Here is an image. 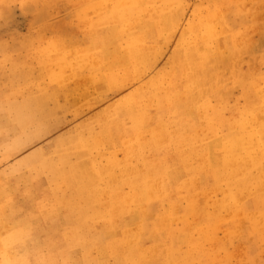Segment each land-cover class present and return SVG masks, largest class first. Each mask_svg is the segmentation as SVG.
Masks as SVG:
<instances>
[{"label":"rangeland","instance_id":"1","mask_svg":"<svg viewBox=\"0 0 264 264\" xmlns=\"http://www.w3.org/2000/svg\"><path fill=\"white\" fill-rule=\"evenodd\" d=\"M263 83L264 0H0V264H264L255 168L235 208L210 166L194 173L235 122L264 153ZM142 181L166 191L134 195Z\"/></svg>","mask_w":264,"mask_h":264},{"label":"bare ground","instance_id":"2","mask_svg":"<svg viewBox=\"0 0 264 264\" xmlns=\"http://www.w3.org/2000/svg\"><path fill=\"white\" fill-rule=\"evenodd\" d=\"M110 3V2H109ZM155 3V2H154ZM164 4V3H163ZM167 4V3H166ZM102 5H104V4H102ZM110 5V4H109ZM99 6V5H98ZM97 6V7H98ZM113 8V7H112ZM111 10V9H110ZM114 10V9H113ZM104 12V11H103ZM198 12V11H197ZM111 13V12H110ZM113 13V12H112ZM166 13H167V11H166ZM165 13V14H166ZM164 14V15H165ZM198 14V13H197ZM207 14V13H206ZM108 15V14H107ZM114 16V15H113ZM160 16V15H159ZM218 17V16H217ZM111 18V17H110ZM203 18V17H202ZM183 19V18H182ZM108 20H110V19H108ZM111 20H113V19H111ZM155 26V25H154ZM167 27V26H166ZM170 28V27H169ZM191 28V27H190ZM186 32V31H185ZM187 36V35H186ZM185 37V36H184ZM105 39V38H104ZM114 40V39H113ZM220 42H222V40L220 41ZM100 44V43H99ZM81 48V47H80ZM79 48V49H80ZM180 49V48H179ZM182 49V48H181ZM152 51V50H151ZM102 53V52H101ZM100 53V54H101ZM186 53V52H185ZM209 53V52H208ZM219 53V52H218ZM180 55V54H179ZM206 55V54H205ZM178 56V55H177ZM100 57V56H99ZM195 57V56H194ZM175 58H177V57H175ZM177 60V59H176ZM98 61V60H97ZM113 65V64H112ZM102 67V66H101ZM111 67V66H110ZM114 67V66H113ZM105 68V67H104ZM109 70V69H108ZM114 71V70H113ZM76 72V71H75ZM79 72V71H78ZM101 72H103V71H101ZM105 73V72H104ZM207 74V73H206ZM82 75H83V73H82ZM80 76V75H79ZM92 76V75H91ZM151 76V75H150ZM241 76V75H240ZM109 76H107V78H108ZM114 77V76H113ZM203 77V76H202ZM115 78V77H114ZM125 78H127V77H125ZM129 78V77H128ZM127 78V79H128ZM155 78H156V76H155ZM79 79H81V78H79ZM101 79H102V76H101ZM105 79V78H104ZM121 79V78H120ZM122 79H124L123 77H122ZM137 79V78H136ZM149 79V78H148ZM204 79V78H203ZM219 79V78H218ZM259 79V78H258ZM115 80V79H114ZM126 80V79H125ZM257 80V79H256ZM255 80V81H256ZM118 81V80H117ZM128 81V80H127ZM130 81H132V80H130ZM155 81V80H154ZM184 81V80H183ZM207 81V80H206ZM263 81V80H262ZM123 82V81H122ZM145 82V81H144ZM213 82V81H212ZM219 82V81H218ZM218 82H217V84H218ZM222 82V81H221ZM261 82V81H260ZM119 83H120V81H119ZM124 83V82H123ZM129 83V82H128ZM136 83H138V82H136ZM156 83V82H155ZM171 83V82H170ZM185 83V82H184ZM183 83V84H184ZM187 83V82H186ZM205 83V82H204ZM216 83V82H215ZM220 83V82H219ZM256 83V82H255ZM50 84V83H49ZM127 84V83H126ZM173 84V83H172ZM215 85V86H220L219 84L218 85ZM221 84V83H220ZM264 84V83H263ZM143 85V84H142ZM146 85V84H145ZM149 85V84H148ZM156 85V84H155ZM169 85V84H168ZM171 85V84H170ZM201 85V81L200 80H198V82H197V84L196 85H193V87H191V89H197L198 90V86H200ZM256 85H257V83H256ZM88 86V85H87ZM123 86H124V84H123ZM161 86V85H160ZM211 86V85H210ZM255 86V85H254ZM258 86V85H257ZM256 86V87H257ZM117 87H119V86H117ZM121 87H122V85H121ZM120 87V88H121ZM189 87V86H188ZM236 87H238V86H236ZM105 88V87H104ZM114 88H116V87H114ZM200 88V87H199ZM202 88V87H201ZM261 88V87H260ZM99 89V88H98ZM119 89V88H118ZM211 89H212V87H211ZM262 89V88H261ZM115 90H117V88L115 89ZM114 90V91H115ZM155 90V89H154ZM161 90V89H160ZM200 90V89H199ZM251 90V89H250ZM92 91V90H91ZM139 91V90H138ZM158 91V90H157ZM162 91V90H161ZM213 91V90H212ZM262 91H263V89H262ZM145 92V91H144ZM193 92V91H192ZM191 92V93H192ZM197 92V91H196ZM133 92H131V94H132ZM136 93H138V92H136ZM157 94H159V93H157ZM166 94V93H165ZM195 94V93H194ZM241 94V93H240ZM144 95V94H143ZM187 95L188 94H183V95H180V99L181 100H184L183 102H189L190 101V98L189 97H187ZM239 95V94H238ZM133 96V95H132ZM147 96H148V94H147ZM260 96H262V95H260ZM127 97H129V96H127ZM134 97V96H133ZM136 97V96H135ZM141 97H142V95H141ZM154 97V96H153ZM160 97V96H159ZM167 97V96H166ZM187 97V98H186ZM191 97V96H190ZM195 97V96H194ZM211 97V96H210ZM245 97H247V96H245ZM251 97V96H250ZM264 97V96H263ZM157 98V97H156ZM186 98V99H185ZM192 98V97H191ZM197 98H198V96H197ZM243 98V97H242ZM125 99V98H124ZM129 99V98H128ZM134 99V98H133ZM154 99V98H153ZM152 99V100H153ZM172 99V98H171ZM244 99V98H243ZM242 99V100H243ZM263 99V98H262ZM123 100V99H122ZM140 100V99H139ZM144 100H145V98H144ZM197 100V99H196ZM258 100V99H257ZM129 101H131V100H129ZM128 101V102H129ZM136 101V100H135ZM204 101H206V100H204ZM256 101V100H255ZM121 102V101H120ZM125 102V101H124ZM127 102V101H126ZM158 102V101H157ZM191 102V101H190ZM206 102H208V101H206ZM263 103V102H262ZM144 104V103H143ZM168 104V103H167ZM183 104H185V103H183ZM182 104V105H183ZM188 104V103H187ZM253 104V103H252ZM251 104V105H252ZM127 105V104H126ZM130 105V104H129ZM153 105V104H152ZM174 105V104H173ZM201 105V104H200ZM210 105H211V103H210ZM244 105V104H243ZM242 105V106H243ZM172 106V105H171ZM184 106V105H183ZM46 107V106H45ZM159 107V106H158ZM214 107H217V106H214ZM253 107V106H252ZM252 107H249V108H252ZM254 107H256V106H254ZM253 107V108H254ZM129 108V107H128ZM179 108V107H178ZM198 108V107H197ZM122 109V108H121ZM125 109H127V108H125ZM135 109V108H134ZM143 109V108H142ZM177 109V108H176ZM175 109V110H176ZM201 109V108H200ZM199 109V110H200ZM256 109V108H255ZM254 109V110H255ZM261 109V108H260ZM120 110V109H119ZM128 110V109H127ZM130 110V109H129ZM146 110V109H145ZM155 110V109H154ZM156 110H157V108H156ZM174 110V111H175ZM191 110V109H190ZM198 110V111H199ZM216 110V109H215ZM240 110H242V109H240ZM250 109H248V111H249ZM195 111V110H194ZM237 111V110H236ZM158 112V111H157ZM161 112V111H160ZM191 112V111H190ZM215 112V111H214ZM176 113V112H175ZM201 113V112H200ZM253 113V112H252ZM196 114V113H195ZM197 114H198V112H197ZM207 114V113H206ZM219 114V113H218ZM261 114V113H260ZM145 115V114H144ZM164 115V114H163ZM167 115V114H166ZM202 115V114H201ZM220 115V114H219ZM245 115V114H244ZM102 116V115H101ZM130 116H132V115H130ZM134 116V115H133ZM138 116V115H137ZM151 116V115H150ZM156 116V115H155ZM154 116V117H155ZM162 116V115H161ZM195 116V115H194ZM203 116V115H202ZM207 116H209V115H207ZM236 116H237V114H236ZM247 116V115H246ZM63 117V116H62ZM153 117V116H152ZM241 117V116H240ZM243 117V116H242ZM256 117V116H255ZM121 118V117H120ZM131 118V117H130ZM144 118V117H143ZM203 118V117H202ZM204 118H205V116H204ZM257 118V117H256ZM99 119V118H98ZM101 119H102V117H101ZM137 119V118H136ZM179 119V118H178ZM177 119V120H178ZM208 119V118H207ZM219 119H220V117H219ZM228 119V118H227ZM64 120V119H63ZM122 120V119H121ZM152 120H153V118H152ZM210 120V119H209ZM230 120V118L227 120V123H228V121ZM240 120V119H239ZM239 120H237V121H239ZM94 121V120H93ZM99 121H101V120H99ZM98 121V122H99ZM125 121V120H124ZM170 121H172V120H170ZM220 121V120H219ZM231 121H234V120H231ZM236 121V120H235ZM234 121V122H235ZM92 122V121H91ZM90 122V123H91ZM179 123H180V121H178ZM190 122V121H189ZM89 123V124H90ZM150 123H151V121H150ZM171 123V122H170ZM191 123V122H190ZM190 123H189V127H190ZM214 123V122H213ZM212 123V124H213ZM220 124H221V122H219ZM229 123H231V122H229ZM236 123L237 122H235L234 123V125H233V127H235V129H233V131H230L228 134L226 133V136L223 138V139H220V140H218V143L216 144V143H214V144H216V145H211L212 147H206V149L204 148L203 149V152H202V149H201V155H199L200 157H201V159L199 160V161H201V162H199V167L197 166V168H196V170H195V172L194 173H196V174H198V177H199V173H197V169L198 168H201L202 167V170H203V166H204V168H205V166L207 165V166H210L211 167V170H210V172H211V175H212V177H213V180H215L216 178H219V180L222 182V184L221 185H223V187H222V190H221V192H222V198H221V200H220V205L221 206H223V207H230L231 205H232V207H234V206H237V203H236V201H237V198L238 197H240V195L238 194V191L239 190H241V189H243V188H245L247 185H248V182H250L255 176H257L261 181L262 180H264V153H263V151H262V149L260 148V146L258 145V142H259V140H261V139H259L258 138V136H257V134H256V132L255 131H249V130H247L246 131V129H245V127H246V125H245V122H242V121H240V122H238L237 123V125H236ZM85 124V123H84ZM83 124V125H84ZM87 124V123H86ZM172 124H174V122L172 123ZM258 124V123H257ZM93 125V124H92ZM91 125V126H92ZM95 125V124H94ZM122 125V124H121ZM128 125H130V124H128ZM228 125V124H227ZM250 125H251V123H250ZM253 126H255V122L252 124ZM85 126V125H84ZM110 126V125H109ZM147 127H148V125H146ZM171 126V125H170ZM173 126V125H172ZM219 126V125H218ZM217 126V127H218ZM229 126H232V125H229ZM252 126V127H253ZM36 127V126H35ZM89 127V126H88ZM96 127V126H95ZM123 127V126H122ZM133 127V126H132ZM167 127H168V125H167ZM216 127V128H217ZM251 127V126H250ZM94 128V127H93ZM115 128V127H114ZM119 128H121V127H119ZM188 128V127H187ZM232 128V127H231ZM261 128V127H260ZM86 129V128H85ZM123 129V128H122ZM130 129V128H129ZM166 129V128H165ZM192 129V128H191ZM222 129V128H221ZM238 129H240V130H238ZM258 129V128H257ZM95 130V129H94ZM103 130V129H102ZM145 130V129H144ZM170 130L171 129H169V132H170ZM230 130V129H229ZM84 131V130H83ZM105 131H107V130H105ZM110 131V130H109ZM113 131V130H112ZM38 132V131H37ZM88 132V131H87ZM114 132V131H113ZM127 132V131H126ZM126 132H125V134H126ZM143 132V131H142ZM148 132V131H147ZM192 132V131H191ZM75 133V132H74ZM73 133V134H74ZM138 133V132H137ZM141 133V132H140ZM209 133V132H208ZM211 133H212V131H211ZM72 134V135H73ZM87 134H89V133H87ZM93 134H95V133H93ZM142 134L143 133H141V136H142ZM146 134V133H145ZM194 134V133H193ZM40 135V134H39ZM134 135V134H133ZM138 135H139V133H138ZM211 135V134H210ZM225 135V134H224ZM262 135V134H261ZM141 136H139V137H141ZM223 136V135H222ZM82 137V136H81ZM89 137V136H88ZM99 137V136H98ZM118 137V136H117ZM116 137V138H117ZM127 137H129V136H127ZM136 137V136H135ZM149 137V136H148ZM69 138V137H68ZM67 138V139H68ZM84 139V138H83ZM115 139V138H114ZM150 139V138H149ZM151 139H153V138H151ZM162 139H163V137H162ZM169 139V138H168ZM85 140V139H84ZM101 140V139H100ZM121 140V139H120ZM135 140H136V138H135ZM80 141V140H79ZM82 141V140H81ZM90 141V140H89ZM109 141V140H108ZM117 141V139L115 140V142ZM122 141H124L125 142V140L123 139ZM140 141H142V138L140 139ZM168 141H170V140H168ZM134 142V141H133ZM138 142V141H137ZM166 142V141H165ZM262 142V141H261ZM59 143V142H58ZM103 143V141L101 142V144ZM107 143V142H106ZM117 143V142H116ZM123 143V142H122ZM121 143V144H122ZM162 143H163V141H162ZM175 143V142H174ZM61 144V143H60ZM64 144V143H63ZM82 144V143H81ZM123 144H125V143H123ZM122 144V145H123ZM127 144V143H126ZM170 144V143H169ZM172 144V143H171ZM170 144V145H171ZM191 144V143H190ZM66 145V144H65ZM70 145V144H69ZM106 145H109V144H106ZM117 145H119V144H117ZM132 145H133V143H132ZM62 146V145H61ZM72 146V145H71ZM82 146V145H81ZM111 146V145H110ZM139 146V145H138ZM161 146V145H160ZM176 146H178V145H176ZM175 146V147H176ZM198 146V145H197ZM66 147V146H65ZM86 147V146H85ZM199 147V146H198ZM81 148V147H80ZM118 148V147H117ZM124 148V147H123ZM153 148V147H152ZM191 148V147H190ZM53 149V148H52ZM51 149V150H52ZM61 149V148H60ZM101 149V148H100ZM125 149V148H124ZM186 149V148H185ZM113 150V149H112ZM114 150H116V149H114ZM122 150V149H121ZM187 150V149H186ZM200 150V149H199ZM53 151V150H52ZM59 151V150H58ZM70 151V150H69ZM96 151V150H95ZM101 151V150H100ZM99 151V152H100ZM103 151V150H102ZM106 151V150H105ZM118 151V150H117ZM141 151V150H140ZM148 150L146 149V151L145 152H147ZM152 151V150H151ZM155 151V150H154ZM153 151V152H154ZM173 151H174V149H173ZM49 152H51V151H49ZM48 152V153H49ZM79 152V151H78ZM107 152V151H106ZM116 152V151H115ZM120 152V151H119ZM177 152V151H176ZM182 152V151H181ZM61 153V152H60ZM80 153V152H79ZM141 153V152H140ZM152 153V152H151ZM169 153V152H168ZM54 154H55V152H54ZM58 154V153H57ZM56 154V155H57ZM88 154V153H87ZM130 154V153H129ZM148 154V153H147ZM162 154V153H161ZM161 154H160V156H161ZM51 155V154H50ZM49 155V156H50ZM75 155H77V153L75 154ZM104 155V154H103ZM117 155V154H116ZM136 155V154H135ZM149 155V154H148ZM89 156V155H88ZM98 156V155H97ZM124 156V155H123ZM170 156V155H169ZM168 156V157H169ZM172 156V155H171ZM174 157H175V155H173ZM182 156V155H181ZM204 156H206V157H204ZM39 157V156H38ZM180 157V156H179ZM187 157V156H186ZM193 157V156H192ZM199 157V158H200ZM40 158V157H39ZM87 158V157H86ZM129 158V157H128ZM147 158V157H146ZM171 158V157H170ZM173 158V157H172ZM40 159H44V158H40ZM100 159V158H99ZM108 159V158H107ZM127 159V158H126ZM144 159V158H143ZM154 159V158H153ZM74 160V159H73ZM115 160V159H114ZM181 160V159H180ZM110 161V160H109ZM132 161V160H131ZM159 161V160H158ZM165 161H167V159L165 160ZM183 161V160H182ZM189 161V160H188ZM187 161V162H188ZM54 162V161H53ZM79 162V161H78ZM85 162V161H84ZM149 162V161H148ZM195 162V161H194ZM41 163V162H40ZM110 163H112V162H110ZM144 163H145V161H144ZM165 163H167V162H165ZM192 163V162H191ZM48 164V163H47ZM58 164V163H57ZM170 164V163H169ZM168 164V165H169ZM181 164V163H180ZM188 164H190V163H188ZM40 165V164H39ZM46 165V164H45ZM44 165V167H47V166H45ZM78 165V164H77ZM81 165V164H80ZM89 165V164H88ZM100 165V164H99ZM119 165H120V163H119ZM119 165H117V166H119ZM142 165V164H141ZM166 165V164H165ZM174 165V164H173ZM187 165V164H186ZM83 166V165H82ZM81 166V167H82ZM79 167V166H78ZM94 167V166H93ZM107 167V166H106ZM114 167V166H113ZM156 167H157V165H156ZM182 167V166H181ZM181 167H180V169H181ZM65 168V167H64ZM114 168H116V167H114ZM153 168V167H152ZM168 168V167H167ZM251 168H255V176H252L250 173H249V169H251ZM35 169V168H34ZM58 169V168H57ZM83 169V168H82ZM85 170H86V168H84ZM83 169V170H84ZM36 170V169H35ZM88 170V172H89V169H87ZM93 170V169H92ZM96 170V169H95ZM114 170V169H113ZM141 170H142V168H141ZM57 171V170H56ZM91 171V170H90ZM151 171V170H150ZM171 171V170H170ZM198 171H200V170H198ZM41 172V171H40ZM47 172V171H46ZM70 172H73L72 170L70 171ZM78 172V171H77ZM96 172V171H95ZM117 172V171H116ZM144 172V171H143ZM172 172V171H171ZM202 172V171H201ZM200 172V173H201ZM37 173H38V171H37ZM60 173V172H59ZM84 173H85V171H84ZM91 173V172H90ZM97 173V172H96ZM123 172L121 171V169H120V171L118 172V173H115L116 174V176H118L117 177V179L119 178V176L122 174ZM48 174V173H47ZM56 174V173H55ZM89 174V173H88ZM92 174H93V172H92ZM95 174V173H94ZM93 174V175H94ZM107 174V173H106ZM156 174V173H155ZM168 174V173H167ZM253 174V173H252ZM34 175V174H33ZM44 175V174H43ZM46 175V174H45ZM54 175V174H53ZM62 175V174H61ZM73 175V174H72ZM75 175V174H74ZM82 175V174H81ZM85 175H87V174H85ZM96 175V174H95ZM98 175V174H97ZM96 175V176H97ZM138 175V174H137ZM143 175V174H142ZM144 175H145V173H144ZM36 176H37V174H36ZM168 176V175H167ZM45 177V176H44ZM48 177H49V175H48ZM47 177V178H48ZM57 177V176H56ZM59 177V176H58ZM72 177V176H71ZM74 177H76V176H74ZM81 177V176H80ZM83 177H85V176H83ZM88 177V176H87ZM184 177V176H183ZM186 177V176H185ZM54 178V177H53ZM111 177H108V179H110ZM122 178V177H121ZM141 178V177H140ZM144 178V177H143ZM148 178V177H147ZM204 178V177H203ZM59 179V178H58ZM67 179V178H66ZM71 179V178H70ZM85 179V178H84ZM88 179V178H87ZM112 179V178H111ZM174 179V178H173ZM38 180V179H37ZM36 180V181H37ZM82 180V179H81ZM92 180V179H91ZM115 181H116V178L114 179ZM136 180H139V179H136ZM142 180V179H141ZM151 180V179H150ZM156 180H157V178H156ZM168 180H170V179H168ZM179 180V179H178ZM197 180H198V178H197ZM52 181V180H51ZM83 181V180H82ZM88 181V180H87ZM110 181V180H109ZM114 181V182H115ZM140 181V180H139ZM138 181V182H139ZM149 181V180H148ZM148 181H142L139 185H136L137 184V182H133V184H132V186H133V194L134 195H138V194H141V193H143V194H145L146 196H151L152 194H155V195H157V193L159 194H161V193H164L165 191H166V189H165V187L162 189V186L161 185H155V184H157V183H155L154 181V183L155 184H153V183H151L152 182V180H151V182H148ZM162 182H163V180H161ZM173 181V180H172ZM186 181V180H185ZM189 181V180H188ZM38 182V181H37ZM59 182V181H58ZM94 182V181H93ZM129 182V181H128ZM182 182H183V180H182ZM190 182V181H189ZM218 182V181H217ZM264 182V181H263ZM60 183V182H59ZM82 183V182H81ZM83 183H84V181H83ZM165 183V182H164ZM191 183V182H190ZM194 183V182H193ZM85 184H87V182L85 183ZM90 184V183H89ZM128 184V183H127ZM173 184H175V182L173 183ZM194 184H197V183H194ZM251 184H253L252 182H251ZM93 185V184H92ZM187 185V184H186ZM250 185V184H249ZM79 186V185H78ZM123 186V185H122ZM170 186V185H169ZM181 186H183L182 184H181ZM195 186V185H194ZM80 187V186H79ZM81 187H83V185H81ZM119 186L118 185H116L115 187H114V195L116 196V202H117V204H115L116 205V207H114L113 206V208L116 210H118L119 212L120 211H122V210H120L121 208H126L127 206H128V203H130V202H125V200L123 201L122 199H124L125 198V196H123L122 195V193L120 192V190H119V188H118ZM127 187V186H126ZM129 187V186H128ZM168 187V186H167ZM186 187V186H185ZM198 187V186H197ZM184 188V187H183ZM182 188V189H183ZM196 188V187H195ZM263 188V187H262ZM76 189H79V188H76ZM84 188H82V191H83V193H84V191L85 190H83ZM85 189H86V186H85ZM129 189V188H128ZM162 189V190H161ZM178 189V188H177ZM181 189V190H182ZM204 189V188H203ZM208 189V188H207ZM209 189H210V187H209ZM22 190V189H21ZM169 190H170V188H169ZM173 190V188L171 189V191ZM190 190V189H189ZM188 189H187V191H189ZM46 191V190H45ZM81 191V192H82ZM129 191V190H128ZM186 191V192H187ZM243 191V190H242ZM245 192V194H246V190H244ZM264 191V190H263ZM31 192V191H30ZM68 192V191H67ZM77 192H78V190H77ZM80 192V193H81ZM201 192V191H200ZM199 192V193H200ZM220 192V193H221ZM39 193V192H38ZM88 193H90V192H88ZM169 193V192H168ZM248 193V192H247ZM263 193V192H262ZM125 194V193H124ZM166 194V193H165ZM164 194V195H165ZM253 194H255V193H253ZM257 194H259V193H257ZM261 194V193H260ZM110 195V194H109ZM142 195V194H141ZM154 195V196H155ZM162 195V194H161ZM169 195V194H168ZM190 195V194H189ZM197 195V194H196ZM252 195V194H251ZM111 196V195H110ZM139 196V195H138ZM160 196V195H159ZM180 196V195H179ZM254 196V195H253ZM156 197V196H155ZM169 197V196H168ZM190 197V196H189ZM192 197V196H191ZM242 197H244L243 195H242ZM256 197V196H255ZM254 197V198H255ZM95 198V197H94ZM97 198V197H96ZM103 198V197H102ZM132 198V197H131ZM130 198V199H131ZM142 198V197H141ZM153 198V197H152ZM159 198V197H158ZM186 198H188V197H186ZM209 198V197H208ZM241 198V197H240ZM264 198V197H263ZM127 199V198H126ZM148 199H151V198H148ZM194 199V198H193ZM239 199V198H238ZM243 199V198H242ZM241 199V200H242ZM139 200H140V198H139ZM175 200V199H174ZM192 200V199H191ZM252 200V199H251ZM250 200V201H251ZM260 200V199H259ZM146 201V200H145ZM188 201V200H187ZM202 201V200H201ZM211 201H213V200H211ZM242 201H244V199L242 200ZM261 201V200H260ZM91 202H93V201H91ZM101 202V201H100ZM155 202V201H154ZM179 202V201H178ZM208 202V201H207ZM240 202V201H239ZM245 202V201H244ZM244 202H243V204H244ZM248 202V201H247ZM106 203H107V201H106ZM140 203H142V202H140ZM150 203V202H149ZM189 203V202H188ZM254 203V202H253ZM252 203V204H253ZM257 203H260V202H257ZM262 203V202H261ZM41 204V203H40ZM92 204V203H91ZM145 204V203H144ZM165 204V203H164ZM168 204V203H167ZM166 204V205H167ZM181 204V203H180ZM239 204V203H238ZM247 204V203H246ZM245 204V205H246ZM250 204V203H249ZM255 204V203H254ZM86 205V204H85ZM101 205V204H100ZM143 205V204H142ZM170 205H171V203H170ZM177 205H178V203H177ZM91 206V205H90ZM99 206V205H98ZM130 206V205H129ZM132 206V205H131ZM134 206V205H133ZM169 206V205H168ZM192 206V205H191ZM249 206V205H248ZM255 206H257V204H255ZM107 207V206H106ZM179 207V206H178ZM178 207H176L177 209H178ZM246 207V206H245ZM245 207H244V209H245ZM78 208V207H77ZM92 208V207H91ZM100 208V207H99ZM179 208H182L181 206L179 207ZM235 208V207H234ZM82 209H84V208H82ZM93 209V208H92ZM101 209H102V207H101ZM110 209V208H109ZM114 209H113V212H114ZM129 209V208H128ZM132 209V208H131ZM140 209V208H139ZM169 209H170V207H169ZM172 209H174V208H172ZM216 209V208H215ZM214 209V210H215ZM225 209V208H224ZM223 208H222V210H224ZM227 209V208H226ZM228 209H230V208H228ZM80 210V209H79ZM133 210V209H132ZM142 210V209H141ZM146 210V209H145ZM183 210V209H182ZM233 210V209H232ZM158 211V210H157ZM176 211V210H175ZM206 211V210H205ZM211 211V210H210ZM73 212V210L71 211V213ZM124 212V211H123ZM142 212H143V210H142ZM173 212V211H172ZM219 212V211H218ZM262 211H260L259 213H261ZM93 213V212H92ZM116 213V212H115ZM144 213V212H143ZM149 213V212H148ZM151 213V212H150ZM209 213V212H208ZM214 213V212H213ZM227 213V212H226ZM239 213H240V211H239ZM36 214V213H35ZM58 214V213H57ZM113 215H114V213H112ZM125 214H128V213H125ZM130 214V213H129ZM162 214H163V212H162ZM230 214V213H229ZM262 214V213H261ZM261 214H259L260 216H262ZM55 215V214H54ZM59 215V214H58ZM67 215V214H66ZM71 215V214H70ZM72 215H73V213H72ZM107 215H108V213H107ZM116 215V214H115ZM152 215V214H151ZM150 215V216H151ZM182 215H184V214H182ZM214 215V214H213ZM219 215V214H218ZM254 215H258V214H254ZM89 216V215H88ZM111 216V215H110ZM126 216V215H125ZM149 216V217H150ZM256 216L254 217L255 218V221H256ZM56 217V216H55ZM74 217V216H73ZM153 217V216H152ZM183 217V216H182ZM215 217V216H214ZM219 217V216H218ZM36 218V217H35ZM75 218V217H74ZM89 218V217H88ZM91 218H93V217H91ZM95 218V217H94ZM97 218H98V216H97ZM130 218H132V217H130ZM134 218V217H133ZM163 218V217H162ZM175 218V217H174ZM213 218V217H212ZM254 218H252L251 220L253 221L254 220ZM261 218V217H260ZM47 219V218H46ZM258 219V218H257ZM54 220V219H53ZM56 220V219H55ZM74 220V222H75V219H73ZM99 220V219H98ZM168 220H169V218H168ZM172 220V219H171ZM179 220V219H178ZM211 220V219H210ZM209 220V221H210ZM216 220V219H215ZM220 220V219H219ZM87 221V220H86ZM153 221V220H152ZM160 221H161V219H160ZM207 221H208V219H207ZM60 222V221H59ZM92 222V221H91ZM166 222V221H165ZM250 222V221H249ZM258 222V221H257ZM54 223V222H53ZM65 223V222H64ZM76 223H77V221H76ZM83 223V222H82ZM116 223V222H115ZM153 223V222H152ZM161 223H163V219H162V222ZM251 223V222H250ZM253 223V222H252ZM255 223V222H254ZM58 224H60V223H58ZM71 224V223H70ZM69 224V225H70ZM75 224V223H74ZM88 224V223H87ZM164 224V223H163ZM179 224H180V222H179ZM206 224V223H205ZM261 224H262V222H261ZM47 225V224H46ZM53 225V224H52ZM56 225V224H55ZM95 225V224H94ZM178 225V224H177ZM214 225V224H213ZM212 225V226H213ZM253 225V224H252ZM255 225V224H254ZM253 225V227H255ZM259 225H260V223H259ZM258 225V226H259ZM100 226H102V225H100ZM116 226V225H115ZM136 226V225H135ZM140 226V225H139ZM150 226V225H149ZM170 226V225H169ZM182 226V225H181ZM200 226V225H199ZM202 226V225H201ZM200 226V227H201ZM208 226V225H207ZM211 226V225H210ZM209 226V227H210ZM67 227V226H66ZM98 227V226H97ZM175 227V226H174ZM260 227V226H259ZM5 228V227H4ZM69 228V227H68ZM131 228H133L134 229V227H131ZM152 228H154V227H152ZM178 228V227H177ZM181 228V227H180ZM211 228V227H210ZM67 229V228H66ZM155 229V228H154ZM153 229V230H154ZM158 230H159V228H157ZM182 229V228H181ZM186 229V228H185ZM198 229V228H197ZM209 229V228H208ZM258 229V228H257ZM52 230V229H51ZM91 230H93V228L91 229ZM102 230V229H101ZM114 230H115V227H114ZM119 230H121V229H118V231ZM183 230V229H182ZM202 230V229H201ZM72 231V230H71ZM74 231V230H73ZM106 231V230H105ZM113 231V230H112ZM122 231V230H121ZM120 231V232H121ZM175 231V230H174ZM194 231V230H193ZM197 231V230H196ZM209 231V230H208ZM103 232V231H102ZM155 232V231H154ZM168 232V231H167ZM166 232V233H167ZM187 232V231H186ZM201 232H203V231H201ZM201 232H200V234H201ZM209 232H211V231H209ZM113 233V232H112ZM118 233V232H117ZM117 233H115V234H117ZM137 233V232H136ZM149 233V232H148ZM175 233V232H174ZM66 234H67V232H66ZM106 234V233H105ZM114 234V235H115ZM54 235V234H53ZM52 235V237H54ZM65 235V234H64ZM71 235H73V234H71ZM74 235H76V234H74ZM107 235V234H106ZM105 235V236H106ZM138 235V234H137ZM144 235V234H143ZM152 235V234H151ZM156 235V234H155ZM158 235H159V233H158ZM204 235V234H203ZM63 236V235H62ZM124 236V235H123ZM122 235H117V236H115L117 239L119 238H124V240H123V244H125V247H128L127 245H128V243H129V239L128 238H125V237H123ZM189 236V235H188ZM197 236V235H196ZM48 237V236H47ZM51 237V238H52ZM64 237H66V236H64ZM63 237V238H64ZM103 237V236H102ZM134 237H135V235H134ZM191 236H189V238H190ZM60 238V237H59ZM75 238V237H74ZM104 238V237H103ZM165 238V237H164ZM166 238H168V237H166ZM178 238V237H177ZM205 238V237H204ZM208 238V237H207ZM49 239V238H48ZM55 239V238H54ZM83 239V238H82ZM105 239V238H104ZM108 239V238H107ZM110 239V238H109ZM113 239V238H112ZM151 239V238H150ZM153 239V238H152ZM182 239V238H181ZM196 239V238H195ZM200 239H201V237H200ZM60 240V239H59ZM138 240V239H137ZM136 240V241H137ZM178 240V239H177ZM183 240V239H182ZM185 240V239H184ZM188 240V239H187ZM203 240V239H202ZM48 241V240H47ZM77 241V240H76ZM98 241V240H97ZM108 241V240H107ZM135 241V242H136ZM146 241V240H145ZM191 242H192V240H190ZM190 241H188V242H190ZM196 241H197V239H196ZM88 242H89V239H88ZM90 242H92V241H90ZM106 242V241H105ZM104 242V243H105ZM183 242H185V241H183ZM87 243V242H86ZM107 243H109V242H107ZM144 243V242H143ZM194 243V242H193ZM91 244V243H90ZM174 244H176V242L174 243ZM178 244V243H177ZM182 244V243H181ZM196 244V243H195ZM73 245V244H72ZM72 245H71V247H72ZM86 245V244H85ZM105 245H107L106 243H105ZM111 245V244H110ZM65 246V245H64ZM143 246V245H142ZM83 247V246H82ZM81 247V248H82ZM86 247V246H85ZM89 247H92L93 249H94V247L93 246H88L87 248H89ZM167 247V246H166ZM60 248V247H59ZM156 248V247H155ZM86 249V248H85ZM125 249V248H124ZM138 249V248H137ZM195 249V248H194ZM87 251H88V249H86ZM86 250H84V251H86ZM90 250H92L91 248H90ZM89 250V251H90ZM111 250V249H110ZM127 250V249H126ZM125 250V251H126ZM165 250V249H164ZM94 251V250H93ZM173 251H174V249H173ZM190 251V250H189ZM188 251V252H189ZM204 251V250H203ZM66 252V251H65ZM78 253V251H75V253ZM102 253H103V251H101ZM109 252V251H108ZM166 252H168V251H166ZM191 252V251H190ZM205 252V251H204ZM71 253V252H70ZM76 253V254H77ZM81 253V252H80ZM101 253V254H102ZM125 253V252H124ZM182 253V252H181ZM207 253V252H206ZM206 253H205V255H206ZM48 254V253H47ZM81 254H83V252L81 253ZM87 254V253H86ZM88 254H89V252H88ZM105 254H106V252H105ZM170 254V253H169ZM168 254V255H169ZM201 254H203V252L201 253ZM64 255H65V253H64ZM85 255V254H84ZM91 255V254H90ZM97 255V254H96ZM122 255V254H121ZM145 255V254H144ZM173 255H174V253H173ZM216 255V254H215ZM48 257H49V255H47ZM68 256V255H67ZM86 256V255H85ZM106 256V255H105ZM119 256V255H118ZM171 256V255H170ZM175 256V255H174ZM147 257V256H146ZM165 257V256H164ZM208 257H209V255H208ZM63 258V257H62ZM64 258H66V256L64 257ZM84 258H86V257H84ZM97 258V257H96ZM118 258V257H117ZM121 258V257H120ZM150 258V257H149ZM78 259H79V257H78ZM81 260H83V259H81ZM97 260V259H96ZM96 260H94V261H96ZM122 260H123V258H122ZM143 260H144V258H143ZM147 260V259H146ZM149 260V259H148ZM148 260H147V262H148ZM155 260V259H154ZM150 261H151V259H150ZM149 261V262H150ZM213 261V260H212ZM8 262V261H7ZM104 262V261H103ZM145 262V261H144ZM148 262V263H149ZM47 263V262H46ZM97 263V262H96ZM121 263H122V261H121ZM162 263V262H161ZM203 263V262H202ZM212 263V262H211ZM68 264V263H67ZM88 264V263H87ZM98 264V263H97ZM142 264V263H141ZM150 264V263H149Z\"/></svg>","mask_w":264,"mask_h":264}]
</instances>
